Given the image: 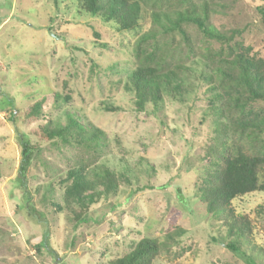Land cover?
<instances>
[{
  "label": "rangeland",
  "instance_id": "rangeland-1",
  "mask_svg": "<svg viewBox=\"0 0 264 264\" xmlns=\"http://www.w3.org/2000/svg\"><path fill=\"white\" fill-rule=\"evenodd\" d=\"M204 1L213 28L225 35L238 31L235 40L264 58L257 9L263 0H193ZM151 11L169 9L143 0L140 26L117 32L85 13L79 0H0V264H107L140 238L162 240L174 228L183 234L153 264H249V256L252 264H264L263 192L230 203L250 227L240 252L227 248L226 226L206 214L196 197L199 158L213 135L206 86L191 76L183 98L164 95L143 109L125 87L135 66L134 48L147 35L141 46H156L167 67L181 62L196 73L207 71L176 31L162 34ZM184 29L195 50L204 36L194 25ZM37 102L39 115L27 120L28 108ZM68 116L102 132L95 159L79 146H56V140L36 135L42 125L65 126ZM18 134L33 146L26 191L17 181ZM77 160H92L91 166L122 176L116 193L91 205L90 220L81 224L61 201V181Z\"/></svg>",
  "mask_w": 264,
  "mask_h": 264
},
{
  "label": "trees",
  "instance_id": "trees-1",
  "mask_svg": "<svg viewBox=\"0 0 264 264\" xmlns=\"http://www.w3.org/2000/svg\"><path fill=\"white\" fill-rule=\"evenodd\" d=\"M156 1L169 11H151L150 20L159 24L163 35L176 31L187 53L198 54L205 61L207 71L196 73L181 62L167 67L163 57L158 56L156 46H141L150 37L147 35L134 48L135 66L127 75L125 87L132 91L138 109H143L149 103L156 106L164 95L183 98L190 89L191 76L206 86L213 135L199 158L196 197L204 205L206 214L226 226L230 238L227 248L240 252L242 239L244 243L249 241L250 227L247 221L233 214L230 203L249 193H264V58L235 40L233 36L239 35L238 31L225 35L213 28L205 1L199 5L193 0ZM79 3L85 13L113 24L117 32H132L141 24L143 0H79ZM257 9L264 25V7ZM188 25H194L204 36L195 50L184 29ZM213 41L218 44L216 48L212 46ZM40 106L39 102L31 105L25 118L37 117ZM35 133L42 141L56 140L53 142L56 146L58 143L63 147L79 146L94 159L103 146L102 132L82 125L74 116H68V123L63 127L46 124L39 126ZM17 139L21 148L17 181L26 191L33 146L21 134ZM90 163L77 160L61 181L64 184L62 206L72 214L75 224L88 222V208L101 198L115 194L122 179L110 169ZM47 192L50 194L52 189ZM54 205L58 211L61 209L60 205ZM182 234L183 230L174 228L166 230L162 240L142 237L125 255L107 264H153L161 253L170 252ZM45 243L43 240L40 248ZM247 261L252 264L253 258L249 256Z\"/></svg>",
  "mask_w": 264,
  "mask_h": 264
}]
</instances>
